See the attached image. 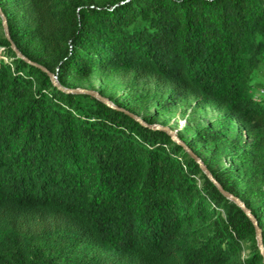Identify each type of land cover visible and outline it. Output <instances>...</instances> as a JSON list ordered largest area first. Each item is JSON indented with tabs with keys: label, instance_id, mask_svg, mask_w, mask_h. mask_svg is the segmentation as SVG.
<instances>
[{
	"label": "trees",
	"instance_id": "1",
	"mask_svg": "<svg viewBox=\"0 0 264 264\" xmlns=\"http://www.w3.org/2000/svg\"><path fill=\"white\" fill-rule=\"evenodd\" d=\"M94 73L154 84L165 105L194 96L227 128L181 144L71 91ZM256 87L264 0H0V264H264L226 194L264 251Z\"/></svg>",
	"mask_w": 264,
	"mask_h": 264
},
{
	"label": "rangeland",
	"instance_id": "2",
	"mask_svg": "<svg viewBox=\"0 0 264 264\" xmlns=\"http://www.w3.org/2000/svg\"><path fill=\"white\" fill-rule=\"evenodd\" d=\"M80 84L83 88L101 91L111 104L112 100L130 104L139 119H149L154 126L168 127L177 137L189 139L199 127L207 124L227 128L222 123L225 117L223 109L200 107L194 96L175 105L162 104L158 96L164 98L168 94L157 91L151 83H131L117 74L94 73L81 79ZM253 91L258 99H264L263 89L256 87ZM238 130L239 122L233 121V126L229 127L230 137L236 135ZM221 161L226 163L225 158H221Z\"/></svg>",
	"mask_w": 264,
	"mask_h": 264
},
{
	"label": "water",
	"instance_id": "3",
	"mask_svg": "<svg viewBox=\"0 0 264 264\" xmlns=\"http://www.w3.org/2000/svg\"><path fill=\"white\" fill-rule=\"evenodd\" d=\"M4 26H5V30H6V35L9 37V31H8V25H7V22H6V19L4 18ZM14 48H15V46H14ZM16 49V48H15ZM16 51H17V53H18V55L19 56H22L23 57V55L16 49ZM51 77H52V79H53V81H54V83L57 85V86H59V83H58V81H57V78H56V76L55 75H53V74H51ZM64 90H66L65 88H63ZM71 91H73V92H86V93H89V94H91V95H93V96H95V97H100V98H102L107 104H110L111 106L113 105V104H111L110 103V101H109V99H107L106 97H104V96H102L99 92H97V91H95V90H91V89H87V88H77V89H71ZM135 117H137L135 114H133ZM137 119L138 120H140V121H142L141 119H139L138 117H137ZM155 127H157V128H163L165 131H167L168 133H169V135H171L175 140H177L178 142H180L181 144H183V142L182 141H180V139L177 137V136H175V134H174V132L171 130V129H169L168 127H162V126H155ZM196 159H197V161L199 162V164H200V166H201V168L207 173V175L214 181V183H216L217 185H218V187L222 190V188H221V186L219 185V183H218V181L213 177V175L210 173V171L207 169V167L203 164V162L199 159V158H197L195 155H193ZM227 195H229L230 197H232L242 208H243V210L249 215V217H251V219L253 220V222H254V224H255V226L257 227V232H258V241H259V245H260V247H261V250H262V252H264L263 251V242H262V234H261V230H260V228L258 227V221H257V219L255 218V216L252 214V212L250 211V209L249 208H247L246 207V205L244 204V202H242L240 199H238L237 197H233V195H231V194H228V193H226Z\"/></svg>",
	"mask_w": 264,
	"mask_h": 264
}]
</instances>
